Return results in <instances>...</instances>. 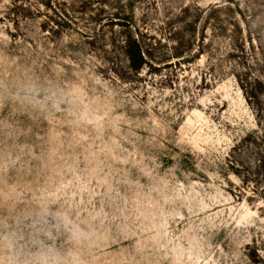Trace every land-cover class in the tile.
Listing matches in <instances>:
<instances>
[{
	"label": "rangeland",
	"instance_id": "obj_1",
	"mask_svg": "<svg viewBox=\"0 0 264 264\" xmlns=\"http://www.w3.org/2000/svg\"><path fill=\"white\" fill-rule=\"evenodd\" d=\"M0 264H264V0H0Z\"/></svg>",
	"mask_w": 264,
	"mask_h": 264
},
{
	"label": "trees",
	"instance_id": "obj_2",
	"mask_svg": "<svg viewBox=\"0 0 264 264\" xmlns=\"http://www.w3.org/2000/svg\"><path fill=\"white\" fill-rule=\"evenodd\" d=\"M125 53L128 57L130 67L138 71L142 67L143 62L145 61L143 58L142 47L140 43L137 40L132 39L126 45Z\"/></svg>",
	"mask_w": 264,
	"mask_h": 264
}]
</instances>
